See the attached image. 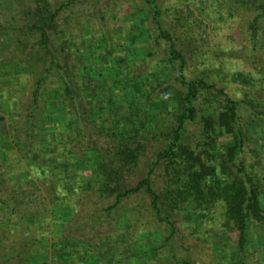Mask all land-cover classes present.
<instances>
[{
	"label": "trees",
	"instance_id": "16d2710c",
	"mask_svg": "<svg viewBox=\"0 0 264 264\" xmlns=\"http://www.w3.org/2000/svg\"><path fill=\"white\" fill-rule=\"evenodd\" d=\"M167 1L95 0L89 15L101 25L100 6L129 11L113 14L120 27L111 34L89 19L86 35L73 16L87 0L0 2V82L26 98L11 105L0 200L32 198L29 175L43 178L55 264H264V158L247 161L254 135L240 113L254 102L189 78L185 51L206 19L226 26L262 64L258 79L235 72L232 81L264 93V0ZM137 198L146 204L131 206ZM67 221L78 237L58 229Z\"/></svg>",
	"mask_w": 264,
	"mask_h": 264
},
{
	"label": "rangeland",
	"instance_id": "374dc122",
	"mask_svg": "<svg viewBox=\"0 0 264 264\" xmlns=\"http://www.w3.org/2000/svg\"><path fill=\"white\" fill-rule=\"evenodd\" d=\"M46 1L50 8H52L57 0ZM138 1L140 0H134L133 4ZM173 1L174 0L167 1V6L172 8L174 6ZM22 2L26 9L31 8L32 5L30 0H22ZM87 3L90 9L82 12V14L79 13L75 17L73 16V18H76L80 23V26L84 30L82 32L85 35L91 30L87 27V22L90 21L89 19H91L89 25L91 27L93 26L92 28L96 31L105 30L110 34L117 32L120 27V21L119 17H115V15L113 17V14L122 16L125 12L129 11L128 7L125 5H122V9L119 13L114 7L100 6L102 12V15L100 14V17H102L101 25L99 20H95L89 15L92 13L91 7H95V0H87ZM111 8H113V10H111ZM1 21L2 19L0 18V24ZM72 22H75V20L70 22L69 29L70 27L73 28L71 25ZM204 22L205 23L199 25V27L192 31L190 47L188 50L184 49L190 57L188 60V77L207 79L210 83L221 88L235 100L245 99L246 101L251 100L254 102L255 110L246 107L240 109L242 116L241 121L246 122L245 125L243 124L244 128L250 135H254L250 138V145H248L249 152L247 154V161L253 163L257 160L255 157L256 155L264 158V147H261L264 143V93L261 92L259 87L249 88L234 83L232 78L235 72H243L248 74L251 78L258 79L261 77L260 67L262 64L261 62H257L254 57H251L250 53L246 55L243 52V47L242 49L239 48V46H241V40L233 41L227 38L228 30L226 26L220 27V29H213L209 19H206ZM77 32H81V29H77L75 33ZM53 34L56 35V32L49 33L51 39L53 38ZM234 38L239 39L238 36ZM234 52L238 53L235 54ZM19 99L20 102L26 99L22 97L21 87L16 83L6 85L0 82V118H2L0 120V151L7 152V150L11 148L10 120L12 116L18 112V110L14 112L12 108L15 105H11L14 100L17 101ZM7 100H10V103L7 102ZM259 113L261 114V118H259ZM256 116H258V118ZM259 133L263 134L260 135ZM8 152V158L11 161L24 162L21 158L20 151L10 150ZM23 162L22 165H25L26 163ZM259 167L261 168L260 173L264 175V164ZM29 176L30 180L38 187V190L33 194L32 198L29 196V198L18 196L17 199L20 202L17 200H15V202H10L8 201L9 198H6L5 201L0 200V264H55L50 250L48 249L49 245L52 243L54 225L49 195H47L44 192V188L39 185V183L43 181V178L36 179L34 175ZM67 199H70L71 205L76 207L81 219L86 218V214L92 213L90 211H84V208L81 206H76L78 202L75 196ZM145 202L141 200V198H137L131 200L130 205L135 206L137 204L144 206V204H146ZM31 219L32 222H36L35 225H32L33 227L27 225V220ZM73 223L74 222L67 221L63 227L60 226L58 229L62 230L64 235L68 232L69 228L72 227L78 237L80 235V228L78 226V229L73 228ZM100 231H103V229L101 228ZM38 239L45 240L47 242V247L38 246ZM213 244L220 246V248L232 246L230 243L225 245L215 240ZM35 254H38V260L35 258ZM56 262L62 264L61 261Z\"/></svg>",
	"mask_w": 264,
	"mask_h": 264
}]
</instances>
